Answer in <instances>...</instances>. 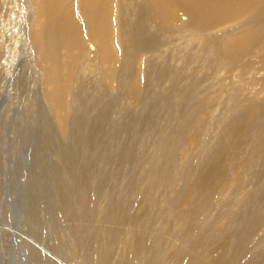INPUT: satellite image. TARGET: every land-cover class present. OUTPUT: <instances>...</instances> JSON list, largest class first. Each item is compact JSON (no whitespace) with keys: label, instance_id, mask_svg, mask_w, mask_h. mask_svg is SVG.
<instances>
[{"label":"rangeland","instance_id":"obj_1","mask_svg":"<svg viewBox=\"0 0 264 264\" xmlns=\"http://www.w3.org/2000/svg\"><path fill=\"white\" fill-rule=\"evenodd\" d=\"M206 2L176 31L184 0H101L134 45L64 48L56 84L22 45L15 79L0 64V264H264V7ZM64 3L69 26L93 4Z\"/></svg>","mask_w":264,"mask_h":264},{"label":"bare ground","instance_id":"obj_2","mask_svg":"<svg viewBox=\"0 0 264 264\" xmlns=\"http://www.w3.org/2000/svg\"><path fill=\"white\" fill-rule=\"evenodd\" d=\"M100 1L101 0H92L93 4L91 7L87 4H85V7L79 6L78 12L80 10L82 22L80 26H77V24L69 26L66 22L68 16H66L65 12L68 11V9L61 6L66 5V3L62 4V0H40L39 4L33 0H28L26 11L24 6H19L17 0H13V8H16L11 12L13 18L8 17L6 20L7 22L3 23L2 28H0V59L2 58V62H0V64L1 67L5 69L6 81H8L10 77L15 79V73L17 71L16 68L21 65V63H19L20 61L24 62L21 69L30 64V59L28 60L26 56L23 59H20L19 46L21 45L24 47V49H22V53L26 54L27 49H29L30 52L28 55L32 53L35 54L37 59L34 61H37L42 66L41 79L39 81L46 82L47 85L56 84L59 80V58L61 51L64 48L71 46L76 54L77 61L82 62L85 58L86 52L90 53L92 51H94V53H102L104 57L106 56L107 59H109L112 54L109 47L111 40L115 41L118 45H122V47H132L134 45V38L126 42V38L128 36L132 37V35L127 33V29L125 27H123L122 30L121 27L124 24L121 21H115V24L111 25V12L114 11L112 8L105 9L102 7ZM148 1L150 4L155 3V0ZM227 1L230 2L234 8L240 9L246 7L250 9L263 10L262 8L264 7V0ZM216 7V5L206 2V0H184V9L187 16L185 19L183 18V21L178 19L179 25L175 30H179L180 26L187 27L189 25L192 26V24L196 25L195 27L199 29L206 27L210 20L208 18L217 10ZM161 10L162 15L168 14L166 8ZM37 16H39V20L34 22L33 20ZM24 18L25 20H31L32 18V22L30 27H28L27 33L21 34V25ZM171 19L172 17L167 21H163V23H169ZM11 22H13L12 26ZM256 28L258 30H264V23H259ZM8 31H10V33L7 35ZM81 31L89 32L91 39L93 40V44H88V49H86L84 41L81 38ZM117 37L120 39H117ZM103 61H105V58H103ZM107 75L111 77V72H108ZM73 79L74 83H76L77 76H73ZM41 85L43 86V84ZM59 90L62 92L63 89L60 88ZM42 96L45 98H43L44 100H47L43 94ZM64 104L65 102L62 97L56 98L55 110H60L62 108L63 111L60 116V130L61 132L66 133L68 124L67 121L70 120V118L68 116V112L64 109ZM243 228L244 226L242 227V230ZM14 241H16V238ZM77 258L84 263L80 256Z\"/></svg>","mask_w":264,"mask_h":264}]
</instances>
